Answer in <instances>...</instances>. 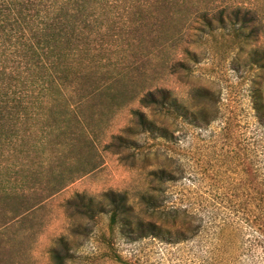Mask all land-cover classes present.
<instances>
[{
    "label": "trees",
    "instance_id": "1",
    "mask_svg": "<svg viewBox=\"0 0 264 264\" xmlns=\"http://www.w3.org/2000/svg\"><path fill=\"white\" fill-rule=\"evenodd\" d=\"M248 2L0 0V175L13 170L9 163L17 153L31 152L21 147L31 143L39 125L42 146L53 136L61 140L59 150H73L82 142L93 146L83 110L119 97L115 86L125 78L128 60L143 61L154 54L143 52L148 41L166 45L175 39L174 30L189 27L209 37L224 32L242 51L262 28ZM250 66L257 71L249 90L253 135L226 153L231 169L213 175L211 196L197 192L199 202L190 207L170 201L171 186L186 177L184 168L173 171L168 165L173 160L166 157L163 167L150 171L151 189L136 203L127 192L76 194L65 204L72 226L107 214L110 234L105 243L109 256L122 264L127 263L117 253L119 239L182 247L192 264H264V58L255 56ZM135 99L140 109L133 110L131 127L106 145L115 154L129 148L126 136L154 138L157 129L149 113L176 121L190 118L191 125L202 128L198 115L204 110L187 111L170 90L141 92ZM160 138L169 142L164 135ZM15 174L6 182L0 178V203L17 198ZM11 241L0 238V248ZM73 260L68 237L58 238L50 251L51 264Z\"/></svg>",
    "mask_w": 264,
    "mask_h": 264
},
{
    "label": "rangeland",
    "instance_id": "2",
    "mask_svg": "<svg viewBox=\"0 0 264 264\" xmlns=\"http://www.w3.org/2000/svg\"><path fill=\"white\" fill-rule=\"evenodd\" d=\"M246 1L256 9L262 28L242 51L224 32L209 37L189 27L174 30L175 39L166 45L148 41L143 52L154 54L143 61L128 60L125 78L115 86L119 97L83 110L84 129L91 133L93 146L82 142L61 152L56 136L42 146L41 125L36 128L31 143L21 147L31 152L17 153L8 162L13 170L0 175L6 182L16 172L18 180L17 198L0 203V230L9 225L0 238L12 239L0 248V264H51L50 251L62 236L68 237L74 255L70 264H122L109 256L111 250L105 243L110 234L108 215L72 226L65 204L76 194L97 197L107 191L127 192L136 203L151 189L150 171L163 167L166 157L173 160L169 167L175 171L182 166L186 177L171 186L170 201L190 207L199 202L197 192L212 195L213 175L222 176L231 169L226 153L232 147L239 149L253 135L249 90L257 71L250 65L255 56L264 58V0ZM155 89L170 90L189 112L203 109L198 115L202 128L191 125L190 118L176 121L149 113L157 129L154 138L126 136L129 148L121 155L106 149L113 137L131 127L132 112L140 109L136 96ZM14 216L18 218L13 220ZM116 247L127 264H192L182 247L168 248L148 240L130 244L122 239Z\"/></svg>",
    "mask_w": 264,
    "mask_h": 264
}]
</instances>
